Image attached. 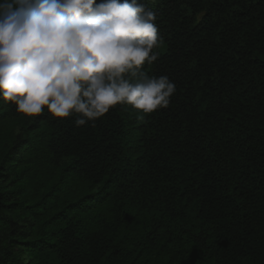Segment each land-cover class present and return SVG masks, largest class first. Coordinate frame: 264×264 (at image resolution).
Listing matches in <instances>:
<instances>
[{
	"label": "trees",
	"instance_id": "1",
	"mask_svg": "<svg viewBox=\"0 0 264 264\" xmlns=\"http://www.w3.org/2000/svg\"><path fill=\"white\" fill-rule=\"evenodd\" d=\"M137 2L170 105L76 126L0 98V264H264V0Z\"/></svg>",
	"mask_w": 264,
	"mask_h": 264
},
{
	"label": "clouds",
	"instance_id": "2",
	"mask_svg": "<svg viewBox=\"0 0 264 264\" xmlns=\"http://www.w3.org/2000/svg\"><path fill=\"white\" fill-rule=\"evenodd\" d=\"M156 19L137 0H0V98L76 126L116 105L167 108L176 84L142 70L159 59Z\"/></svg>",
	"mask_w": 264,
	"mask_h": 264
}]
</instances>
